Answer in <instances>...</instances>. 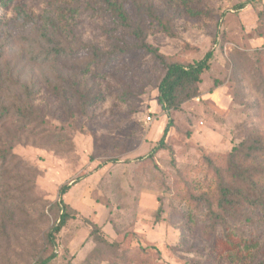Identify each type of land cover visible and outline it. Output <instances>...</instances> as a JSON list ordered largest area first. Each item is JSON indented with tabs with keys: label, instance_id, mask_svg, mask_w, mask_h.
<instances>
[{
	"label": "rangeland",
	"instance_id": "obj_1",
	"mask_svg": "<svg viewBox=\"0 0 264 264\" xmlns=\"http://www.w3.org/2000/svg\"><path fill=\"white\" fill-rule=\"evenodd\" d=\"M87 1L0 3V105L30 112L24 131L0 130L21 139L0 166V264H33L52 253L50 264H228L225 229L240 240L241 227L211 228L196 199L217 191L205 156L221 163L251 132L264 144V0H126L129 29ZM49 25L74 53L43 66L33 57ZM137 28L168 62L190 63L212 49L199 91L220 85L230 100L213 103L199 93L182 102L170 112L167 148L152 156L167 119L156 103L164 70L139 47ZM85 64L90 71L79 72ZM73 70L86 95L57 79ZM65 184L62 200L73 217L51 245ZM252 225L264 236L262 223Z\"/></svg>",
	"mask_w": 264,
	"mask_h": 264
},
{
	"label": "trees",
	"instance_id": "obj_2",
	"mask_svg": "<svg viewBox=\"0 0 264 264\" xmlns=\"http://www.w3.org/2000/svg\"><path fill=\"white\" fill-rule=\"evenodd\" d=\"M11 1L0 0V3L8 6ZM85 4L91 7L92 11L108 15L119 26L126 29L131 28V22L125 9L126 0H89ZM93 4L96 5L93 6ZM243 6L244 4H239L236 8L240 9ZM151 16H153L152 13ZM19 17L27 21L34 20L33 16L27 13L21 14ZM46 18L49 23H52V16H46ZM35 25L38 27V23H35ZM56 30L57 28L54 25L42 27L41 29L40 51L33 58L43 64V66L50 64L54 66L58 61L71 58L70 56L74 53V50L66 49L65 44L68 40L62 38L63 36L61 37V34L59 35ZM133 31L140 40L139 47L141 46L144 51L152 54L164 70L157 85L156 103L167 119L157 145L148 154L152 156L153 152L167 148L166 136L173 125L170 112L178 110L182 102L199 95L198 84L201 82L202 74L210 68L213 50L209 49L202 58L190 63L168 62L163 54L144 41L143 35H141L138 28L133 29ZM58 37L59 39H56ZM97 60L100 61L101 59ZM76 68L81 73L88 72L87 70L90 71L89 64L76 66ZM58 73L57 79L64 85V89L68 88L78 94L86 95L88 93V91H83L81 88L82 83L78 78V72L76 73L73 70L67 75ZM260 79V86H264V77H260ZM23 90L27 94L28 88L26 86H23ZM20 108L0 105V130L11 127L16 129V131H24L26 129L29 124L27 118L30 112ZM19 142H21V139H17L14 136L0 135V166L15 157L12 147ZM263 153L264 144L262 138L251 132L247 138L240 141L230 151L227 158L221 163H216L215 160L208 156L203 158L205 164L210 166L217 178L216 195L208 196L203 192L197 195L196 199L197 202L202 201L206 204L208 225H210L211 220V228L221 227L225 229V227L229 228L234 223V225L237 224L241 227V234L245 236L244 239H233L225 229V244L228 245V254L231 256L227 258L228 264H264V256L261 259L257 257L259 249L264 246V236H262L259 227H253L252 225L255 220V226L257 222L262 223L264 226V181L260 179L261 176H264ZM70 185L61 186L59 201L55 202L59 214L57 222L47 233V240L51 245H55L56 235L66 225L67 221L73 217L71 209L62 200V195L69 189ZM162 210V206L159 205L155 213L156 219L160 217ZM258 211L262 212V214L256 217L255 215L258 214ZM252 215H254V218ZM241 220L248 223L246 228L242 226ZM237 231H240V229ZM252 248L253 251L251 253ZM55 257L56 255L52 253L38 258L33 264H50ZM248 258L249 260H246Z\"/></svg>",
	"mask_w": 264,
	"mask_h": 264
},
{
	"label": "crops",
	"instance_id": "obj_3",
	"mask_svg": "<svg viewBox=\"0 0 264 264\" xmlns=\"http://www.w3.org/2000/svg\"><path fill=\"white\" fill-rule=\"evenodd\" d=\"M221 88H222V86L219 85V86L213 88L210 92H207V94H201L200 93L201 99L202 100H209L213 103H230L228 96L224 94V91H222L223 89H221Z\"/></svg>",
	"mask_w": 264,
	"mask_h": 264
}]
</instances>
